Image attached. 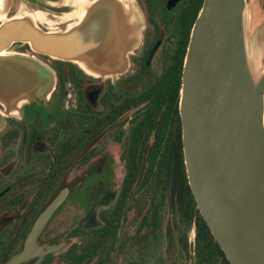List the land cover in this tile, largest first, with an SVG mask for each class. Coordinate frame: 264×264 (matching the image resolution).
<instances>
[{
	"label": "flooded vegetation",
	"instance_id": "1",
	"mask_svg": "<svg viewBox=\"0 0 264 264\" xmlns=\"http://www.w3.org/2000/svg\"><path fill=\"white\" fill-rule=\"evenodd\" d=\"M87 1L7 0L6 16L65 30ZM124 1L141 24L122 73L8 49L31 62L36 89L0 122V264H231L200 232L183 146V70L204 0Z\"/></svg>",
	"mask_w": 264,
	"mask_h": 264
},
{
	"label": "water",
	"instance_id": "2",
	"mask_svg": "<svg viewBox=\"0 0 264 264\" xmlns=\"http://www.w3.org/2000/svg\"><path fill=\"white\" fill-rule=\"evenodd\" d=\"M6 4L0 122L30 100L36 83L28 59L8 56L13 44L108 75L125 70L138 43L140 17L124 0L87 1L74 24L46 31L26 12L7 18ZM247 8L248 0H204L185 59L180 113L189 184L213 237L231 264H264V29L249 39Z\"/></svg>",
	"mask_w": 264,
	"mask_h": 264
},
{
	"label": "rangeland",
	"instance_id": "3",
	"mask_svg": "<svg viewBox=\"0 0 264 264\" xmlns=\"http://www.w3.org/2000/svg\"><path fill=\"white\" fill-rule=\"evenodd\" d=\"M263 0H248L247 8V28L249 39H252L253 36L258 32L264 29V5L261 6ZM258 4L259 14L258 16L254 13V4ZM33 17V16H32ZM36 81V80H35ZM36 89V83L33 88L29 90V97L33 98L32 95ZM30 98V99H31ZM19 106V105H17Z\"/></svg>",
	"mask_w": 264,
	"mask_h": 264
},
{
	"label": "trees",
	"instance_id": "4",
	"mask_svg": "<svg viewBox=\"0 0 264 264\" xmlns=\"http://www.w3.org/2000/svg\"><path fill=\"white\" fill-rule=\"evenodd\" d=\"M192 201H193V205L196 207V202L194 201V197H192ZM201 221H202V227L200 229V232L202 233L204 239L214 242V244L216 245L217 249H219V251L221 253H223L221 248H220V246H219V244L217 243V241L213 237L209 227L207 226L206 221L204 220V218L202 216H201Z\"/></svg>",
	"mask_w": 264,
	"mask_h": 264
}]
</instances>
